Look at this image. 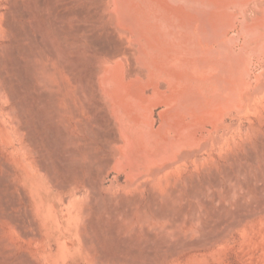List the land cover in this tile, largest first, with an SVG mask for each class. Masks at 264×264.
<instances>
[{
    "label": "bare ground",
    "instance_id": "obj_1",
    "mask_svg": "<svg viewBox=\"0 0 264 264\" xmlns=\"http://www.w3.org/2000/svg\"><path fill=\"white\" fill-rule=\"evenodd\" d=\"M14 1L7 0L4 3L5 11L0 12V17H3L2 27L5 30H13L14 26L18 25L14 23L17 16L12 20L15 25H12L10 19L12 17L9 15V9L12 7L15 10L17 6L12 5ZM36 4L49 10L45 11V14L47 16L49 15L47 13H50L51 16L48 20L45 19L46 22H50H47L48 28L52 27L58 45L54 46L51 43L55 41L54 39L49 42L44 40L47 36L44 35V38L42 34L44 32L41 31L42 22L39 19L38 21L37 17V21L33 19L36 16L34 5L25 13L18 12L19 16L24 15L26 19L25 26H17L23 28L20 30L22 38L32 42L35 47H41L39 53H35L39 47L33 48L35 52L26 49L27 53L24 54H27L28 61L25 60L27 61L25 70H22L23 82L28 90H33L38 104L42 107L41 110L43 109L39 125L47 129L45 142L54 151L55 160H51L54 161L53 167L56 166L58 170L63 171L75 160L77 163L75 169H80L84 165L88 172L82 181L70 182L71 177L54 183L51 170L47 169V160L32 158L30 161L36 164L39 172L35 181L31 183L36 186L99 187L104 186L103 182L109 177L108 186L126 188L167 186L170 190L169 186H190L191 183L194 185L198 174L188 171V165L197 162L199 154L206 150L208 145L218 142V138L222 136L220 132L233 126L232 119L250 110V102L264 93V0H38ZM21 12L22 15L19 14ZM45 14L42 15L43 18ZM14 15L12 12V16ZM17 31L14 37L20 38ZM52 36L50 38L54 37ZM28 45L31 47V44ZM26 129L28 138H25L31 148L35 141L31 136L34 129L30 127ZM260 131L256 134L258 139L255 141L264 139ZM244 143L242 149L246 154L245 151L240 153L247 156L252 147ZM31 153L34 152L31 150ZM234 157V154L229 155L223 162H231L234 165L235 162L232 163ZM78 162H81V166ZM213 162L209 168L212 176L207 174L211 179L206 176L216 187L219 186V182L215 171L219 164L214 160ZM222 165L219 167L224 169ZM226 166L228 167V164L225 168ZM231 168L226 172L227 169H224L228 186L230 184L233 186L237 182ZM201 170L205 172V169ZM179 172L184 174L173 177ZM201 177L205 179L204 175ZM165 194L167 196V193ZM167 197L171 200L176 198ZM170 199L168 203L165 199L167 208L172 206ZM65 201L67 205L69 203L67 196ZM2 202L6 204L5 201ZM129 203L131 202L127 203L128 206ZM175 205L176 203L173 209ZM164 208L161 209L163 211L167 209ZM172 208L169 209L172 211ZM169 209L158 214L159 220L161 217L168 220L169 217L172 222L174 218L177 217L178 220V217H181L182 214L175 217L176 214ZM69 210L71 212L70 208ZM194 212L191 213L192 217L198 220L199 216L196 217L197 214ZM7 213H3L4 216ZM2 252L0 251V260Z\"/></svg>",
    "mask_w": 264,
    "mask_h": 264
},
{
    "label": "rangeland",
    "instance_id": "obj_2",
    "mask_svg": "<svg viewBox=\"0 0 264 264\" xmlns=\"http://www.w3.org/2000/svg\"><path fill=\"white\" fill-rule=\"evenodd\" d=\"M6 1L7 0H0V12L5 11L4 3H6ZM37 1L38 0H15L14 3L12 2L13 4L11 3L12 5H17L16 7L14 6L15 10L12 9V5L10 4L11 8L9 9V15L12 17L10 18L11 22L16 16L15 19L17 21L19 18L18 22L14 20V23H18V25L16 24L13 30L17 31V29H19V32H17L20 38H17L18 36L14 37L17 35L16 31L14 32L12 29H3V17H0V75H2L0 76V200L8 204L7 206L4 202L0 201V203H2V205L0 204V216H4L5 212H8L7 215L0 218V251L6 253L5 255L2 252V261L0 260V264H6V262L8 264L10 260H12L10 264H20V262L21 264H23V262H25V264H264V137H262L263 140L255 141V139H258L256 136L258 131L261 130L260 132L264 136V93L252 100L253 102H250V110H246L232 119L233 126L231 125V127L226 129L228 130L227 133L226 130L220 132V135L222 133V138L219 137L221 139L219 140L218 138L217 143L208 145L207 149L199 154V160H197V162L188 165V171L198 174L196 178L198 183L196 182V184L200 187L196 186V184L193 185V183H191L190 186H178L179 188L177 186H169L170 190L173 189L169 194L170 190L167 189V186H144L142 189H140V186H132L130 188L124 186H108L110 177L103 182L104 186L99 187L36 186L31 184L39 175L36 164H32L30 161L32 158L34 160H47V169L49 171L51 170L50 172L53 175L54 183H57L60 179H70L71 177L70 182L82 181L85 176L88 175L86 174L88 173L86 167L84 165L81 166L82 161L80 163L78 162L81 166L80 169L78 168L79 172L78 169H75L77 168L75 160H73V162L71 161L68 165L70 167L66 166L63 171L60 169L58 170L56 166L53 167L54 161L51 162V160H55L53 158L54 151L51 147L47 146V142H45L47 135L45 131H47V129L45 126L42 127V125H39L41 124L40 119L43 109L41 110L42 107L38 104L33 90H28L23 82L24 66H26L28 61L27 54L24 53L26 49L35 52L33 48L39 47L33 46L32 42L22 38L23 35L21 31L23 28L18 27L25 26L26 19L24 15H22L23 12L25 13L26 10H30L34 5L35 8H32L36 16H34L33 19L35 21L39 19L40 22H42L40 24H43L45 27L41 26V31L43 30L47 33L42 32L43 36L45 35L48 38H50L51 35L54 36L50 39L44 36V40L49 42L54 39L55 41L51 43H53L54 46L58 45L52 27L48 28L47 22L49 21L46 22V19L48 20L51 14L47 13L49 15L46 16L45 11L49 12V10L43 6L41 8L39 4H36ZM18 7H22L21 10ZM42 9L46 16H44V18L42 16L44 14H41ZM19 11H23L19 13L22 16L18 15ZM38 11H40L39 13L41 15ZM12 12L13 15L15 14L14 16H12ZM42 18L44 20H42ZM45 22L46 24H44ZM14 23L12 22V25H15ZM11 30L15 34H13ZM51 30L52 34L50 35ZM7 34H10V36ZM28 43L31 44V47ZM40 49L41 47L36 48L37 52L35 53L41 52L39 51ZM248 124L253 127V131ZM256 125L258 126L256 127ZM28 127L34 129V131H31V136L35 140H33L35 143L33 142L31 146L33 149L29 147L27 143L28 140L26 139L28 138L26 129ZM243 143L244 145L247 143L249 147H252V149L250 148V154H248V152L247 156H245L246 151L242 149ZM31 150L34 153H31ZM244 151L245 154L242 156L241 153H244ZM35 152L36 154L39 152V154H37L38 157ZM40 152L43 153L40 154ZM236 152H238V154ZM239 153L240 157H238ZM251 153L254 154L251 155ZM233 154L238 163L234 159L232 163L235 162L236 166L235 164H231V162H223L225 157L229 155L233 156ZM213 160L219 164L215 171V175L218 174L216 178H218L217 180L219 182V186L216 187L211 184L212 182L210 183V177L212 176L210 174H212V172L209 168L214 164ZM221 162L225 165L228 164V167L226 166L227 168H225V165H222ZM74 164L76 167H74ZM230 164L233 168L229 166ZM220 165H222L224 169H227L225 172L229 171V168H231V173L236 176L237 179V184L235 183L233 185L234 187L230 186L231 184L229 186L227 185L229 182L226 180L227 177L224 174V169L220 168ZM237 166H240V168ZM201 169H205V172ZM36 171L38 173H36ZM209 171L211 173H209ZM182 174H184V172H179V174L177 173L173 177H178ZM207 174H209L210 177ZM201 175H204L207 180L201 177ZM206 175L210 179H208ZM242 183H245L244 186H242ZM91 187L93 188L91 189ZM166 189L168 191H166ZM230 190L231 192L233 191V193H231ZM227 192H229L230 195ZM165 193H167V196L176 198L171 200ZM71 195L72 197H70ZM66 196L69 199L67 205L65 201ZM164 198L167 200V203L169 199L171 200L170 204L172 206H169L170 209L176 203L174 209L172 208L174 211L167 208L168 206L165 205L166 200ZM198 198L202 200L200 201ZM63 200L65 202H63ZM124 200L128 201L126 202ZM205 200L207 202H205ZM215 200L217 201L215 202ZM128 202H131L129 206L127 204ZM156 203L158 205H156ZM60 204L63 205L61 206ZM51 205H53L55 209ZM164 205L167 209L163 211L161 208H164ZM125 207H128V209ZM168 209L173 214H176L175 217L177 214H182L181 217H178V220L177 217L174 218L176 222L174 220L171 222L169 217L168 220H166V217V219L161 217L159 220L160 217L158 214ZM189 209H191V211ZM193 212L197 214H195L196 217L199 216V221L193 219L191 214ZM216 215H218L217 218ZM142 216L145 218H142ZM9 218L12 221L9 220ZM207 219H209V221ZM215 219H217V221ZM211 220L212 222H210ZM175 226L176 229H174ZM20 227L22 228L20 229ZM163 230L164 232H162ZM169 231L172 232L170 233ZM2 233H4V235ZM2 236L3 239H5V237L6 239L3 240ZM1 240L3 242H1ZM7 244L9 246H7ZM10 245L13 248H11ZM8 254L10 256H8Z\"/></svg>",
    "mask_w": 264,
    "mask_h": 264
}]
</instances>
